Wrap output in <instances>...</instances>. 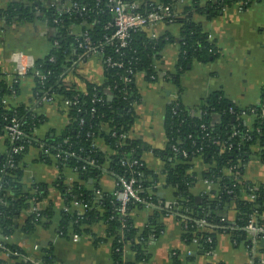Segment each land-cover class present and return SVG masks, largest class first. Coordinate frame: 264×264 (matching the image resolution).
Masks as SVG:
<instances>
[{
    "label": "trees",
    "instance_id": "1",
    "mask_svg": "<svg viewBox=\"0 0 264 264\" xmlns=\"http://www.w3.org/2000/svg\"><path fill=\"white\" fill-rule=\"evenodd\" d=\"M108 0H20L0 9V30L12 24L41 21L51 30L50 49L46 56L33 63V70L25 75L34 80L33 98L36 102L44 96L58 99L67 115V126L60 130L52 129L43 137L36 134L46 121L43 116L30 111L29 107H7L3 100L7 95L19 91L16 74L8 84L0 73V138H6V151L0 153V233L8 236L17 229L18 216L29 208L36 207L47 194L44 186L34 184L26 187L23 183V158L29 148H39L38 161L54 165L58 179L54 186L59 190L66 210L61 211L57 235L80 236L87 228L102 223L105 226V239L111 244L110 259L114 264H148L149 256L145 244L150 238L160 237L164 217L172 214L180 224L181 240L192 246L195 254L204 256L216 247L220 234L229 236L238 246L251 247V241L244 228L251 217L256 215V224L264 229V185H252L242 181V173L249 157L255 155L253 147H259L261 161L264 162V119L261 117L264 101L254 108L255 121L246 126L242 117L252 110H241L221 93L215 92L203 100L195 110H187L180 103L181 79L193 61L206 64L218 58V50L194 21V14L212 19L225 9L239 3L243 9L262 0H209L204 7L196 2L182 6L172 23L180 25L179 55L172 72L166 74V82L177 93V99L167 105L164 115L166 146L164 149H150L142 141L129 137L134 122L133 106L139 101L136 78L153 82L157 77L155 65L160 63L165 46L170 37L151 38L144 30L129 32L127 45L116 51V42H108L114 28L110 26L113 15L107 7ZM132 13L147 15L159 6H170L177 10L176 0H123ZM76 8L66 9L71 4ZM85 35V36H84ZM87 41L99 46V57L103 65V82L100 85L84 81L85 90L79 91L74 82L66 81L74 75V64L82 57L84 50L80 44ZM110 59V63L106 60ZM114 65V66H113ZM120 65V66H117ZM37 71L44 79L35 76ZM153 77V78H152ZM127 78L129 81L125 82ZM153 79V80H152ZM64 102H68L65 106ZM13 123L23 137L11 144L7 127ZM204 128H203V127ZM126 134L127 138L121 136ZM103 139L108 152H101L94 141ZM23 145L18 154H11L12 147ZM151 151L163 162L162 176L166 187L173 189L171 212L158 204L159 211L148 217L142 229L138 230L130 212L142 207V203L130 204L126 216H120L116 209L118 203L114 195L100 191L98 180L103 174L110 177H130V169L124 162L136 161L132 169L139 172L137 177L144 202L157 203L149 199L147 189L157 183V176L150 173L144 165L143 153ZM186 153V157L182 153ZM66 154L73 153L72 157ZM58 155V157H56ZM199 159L204 170L200 178L208 181L214 189L194 199L191 188L197 181L192 172L193 162ZM233 170L229 173V169ZM66 173H72L76 181L65 182ZM250 196H254L250 199ZM74 202L82 209L80 210ZM233 208L234 219L223 216L225 209ZM50 206L32 212L21 226V231L30 234L37 226H46L45 221L52 217ZM207 224L198 227V221ZM100 241V240H99ZM3 243V242H2ZM4 244V243H3ZM5 247L17 260L24 252L11 245ZM132 253V260L126 254ZM259 257L253 264L264 261V242L259 243ZM180 253L172 256L173 264H183ZM193 254L186 264L193 262ZM39 264H54L52 248H42ZM0 264L5 261L0 258ZM19 264H35L29 261Z\"/></svg>",
    "mask_w": 264,
    "mask_h": 264
},
{
    "label": "crops",
    "instance_id": "2",
    "mask_svg": "<svg viewBox=\"0 0 264 264\" xmlns=\"http://www.w3.org/2000/svg\"><path fill=\"white\" fill-rule=\"evenodd\" d=\"M20 0H0V9L5 10L14 2ZM204 7L209 0H184L178 7L191 2ZM194 21L202 26L213 40L218 58L210 63L202 64L193 61L188 71L181 79L180 103L187 110L195 112L197 107L210 94L219 92L241 110L258 108L264 101V0L243 9L239 3L225 8L218 16L207 19L204 15L194 14ZM152 34L156 37L168 36L171 41L165 46L162 58L158 63L159 78L153 82L144 81L138 75L136 84L139 101L134 104V122L129 132L131 139L140 140L150 149H164L166 138L164 132V115L167 105L177 95L173 88L165 81L164 73L172 72L179 55L180 25L157 24L152 27ZM51 30L41 22L12 24L0 30V73L10 84L18 70L19 64L26 67L36 60L43 58L49 52ZM74 75L66 77V81L74 82L79 91L85 90L84 81L100 85L103 82V65L98 56H91L75 64ZM19 91L4 98L7 107H29L30 111L43 116L45 123L36 134L43 137L52 129L60 130L67 126L68 119L64 107L58 99L40 100L33 98L34 80L31 76L22 75L18 80ZM245 112V111H243ZM197 114V112H195ZM246 126H252L255 121L253 113L242 116ZM261 117L264 119V112ZM95 147L101 152H108L103 139L94 141ZM259 147H253L255 155L249 157L245 164L242 181L252 185H264V162L261 161ZM6 151V138H0V153ZM39 148H29L24 156L23 183L28 188L34 184L43 185L46 198L36 207L23 211L17 218V229L8 236L0 233V242L11 245L24 252V259L34 263L41 256L42 248H52L54 264H114L110 259L111 244L105 239V226L94 224L87 231L78 235L60 237L57 226L60 213L65 209L59 190L54 186L58 179V170L54 165H46L38 161ZM145 168L157 176V183L147 189L149 199H156L157 203L148 201L142 207L130 212L138 230L142 229L148 217L154 211H159L158 204L173 203V189L166 187L161 172L163 162L156 158L151 151L143 153ZM204 170L202 162H193L192 172L197 175V181L191 188V194L199 198L208 195L213 189L211 183L200 178ZM76 181L75 175L66 173L65 182ZM100 192L114 195L116 184L107 174L98 180ZM100 193V194H101ZM75 203V202H74ZM50 206L53 214L45 221L46 226H37L30 234L21 231V226L33 209L41 211ZM76 207H78L76 205ZM81 209L80 207H78ZM223 216L234 219V210L225 209ZM164 229L158 238H150L145 244V252L149 256L148 264H173L172 256L176 251L180 253L181 262L186 264L188 256L193 254V262L188 264H248L249 250L245 244L235 246L228 235L220 234L216 239V247L208 256H198L192 246H186L181 240L182 230L177 218L170 214L163 219ZM100 240V241H99ZM37 246L38 249H34ZM5 264H19L24 262L6 258L0 255ZM127 260H132V253L126 254Z\"/></svg>",
    "mask_w": 264,
    "mask_h": 264
},
{
    "label": "built area",
    "instance_id": "3",
    "mask_svg": "<svg viewBox=\"0 0 264 264\" xmlns=\"http://www.w3.org/2000/svg\"><path fill=\"white\" fill-rule=\"evenodd\" d=\"M184 0H176L175 5L178 9V7L183 4ZM76 4H71L69 7L66 9L68 11L70 8H76ZM107 7L110 9L113 18H112V23L110 24L111 27L114 28V31L112 35L107 39L108 42H116V51L119 48H124L127 45V40L129 37V32L132 30H144L148 36L151 38H157L154 34H152V27L157 25V24H171L173 22V19L178 16V10L174 11L170 8V6H159L158 9L153 10L152 12H149L147 15H141L139 13H132L130 12V9H133L136 7V3L133 5H129L123 0H108L107 1ZM85 36V35H84ZM80 48L84 50V54L80 57H91V56H98L99 55V46H92L86 39L85 43L79 45ZM99 57V56H98ZM100 58V57H99ZM82 60H78L77 62H80ZM108 63H110V59L108 58L106 60ZM76 62V63H77ZM75 63V64H76ZM74 64V66H75ZM114 66V65H113ZM120 66V65H117ZM33 70V64H29L26 67L22 66L19 64L18 70L16 72L17 76H22L26 74L28 70ZM155 70L157 71V77L155 80L156 81L159 78V71L157 70V66L155 65ZM35 76H38L41 80L44 79V76H40V74L35 71L34 72ZM167 74V73H166ZM166 74L164 73L163 77L166 78ZM153 78V77H152ZM125 82H128L129 80L127 78L124 79ZM53 97L51 96H44L42 97L41 100H51ZM177 99V95L173 96V100ZM4 103V100H3ZM64 105L67 106L68 102H64ZM264 112V109H262V113ZM250 113H254V109L250 111ZM246 113L243 112L242 116H244ZM203 127V126H202ZM204 128V127H203ZM7 135L9 137V142L11 144H14L15 142L19 141L23 135L18 129V124L13 123L12 125L8 126L7 128ZM123 139L127 138V135L124 134L121 136ZM24 149L23 145H17L15 147H12L10 152L11 154H18ZM66 157H72L74 154H66ZM183 157H186V153H182ZM58 157V155H56ZM123 164H126L127 167L130 169V177L129 178H124V177H111L114 179L115 184H116V191L114 193V198L116 202L118 203V208L116 211L120 216H126L127 215V210L130 204L134 203H144L147 204L148 202H144L140 196L139 193L141 191L140 185H138V179L137 177L140 176L139 172H135L132 167L137 165L136 161H131L129 163L124 162ZM233 168L229 169L227 172H231ZM206 181V180H205ZM207 182V181H206ZM98 195H100V191L96 192ZM250 199H253L254 196H250ZM74 205H77V202L74 203ZM172 205H165L164 209L171 212L172 210ZM80 207L79 205H77ZM82 209V206L80 207ZM80 209V210H81ZM33 212L36 213L38 210L33 209ZM261 217H264L261 216ZM258 217L256 215H253L248 222V225L244 228V230L247 232V235L250 238L251 241V247L249 248V262L248 264H253L254 260L258 258L260 255L258 253L259 249V243L262 241L264 242V229L262 227H259L256 224V219ZM231 221V220H230ZM180 222V221H179ZM207 224L205 223L204 220L198 221V227H204ZM34 249H38L37 246H34ZM211 252H207L205 255L208 256L210 255ZM0 255L5 256L6 258H9L10 256H14L15 254H12L6 247L5 245L0 242ZM24 256H19L18 259L20 258L23 261ZM24 262L26 260L24 259ZM35 264H39V261H35ZM262 264H264V261H262Z\"/></svg>",
    "mask_w": 264,
    "mask_h": 264
},
{
    "label": "water",
    "instance_id": "4",
    "mask_svg": "<svg viewBox=\"0 0 264 264\" xmlns=\"http://www.w3.org/2000/svg\"><path fill=\"white\" fill-rule=\"evenodd\" d=\"M195 200H196V202H197V200H199V198H198V197H195Z\"/></svg>",
    "mask_w": 264,
    "mask_h": 264
}]
</instances>
